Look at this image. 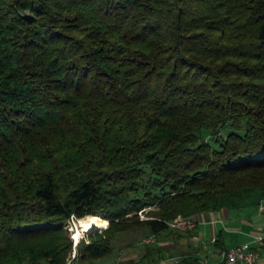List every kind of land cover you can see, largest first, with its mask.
Here are the masks:
<instances>
[{
    "label": "trees",
    "instance_id": "16d2710c",
    "mask_svg": "<svg viewBox=\"0 0 264 264\" xmlns=\"http://www.w3.org/2000/svg\"><path fill=\"white\" fill-rule=\"evenodd\" d=\"M263 202L264 0H0V264Z\"/></svg>",
    "mask_w": 264,
    "mask_h": 264
},
{
    "label": "crops",
    "instance_id": "0c3cea01",
    "mask_svg": "<svg viewBox=\"0 0 264 264\" xmlns=\"http://www.w3.org/2000/svg\"><path fill=\"white\" fill-rule=\"evenodd\" d=\"M264 202L259 206L241 209L223 208L194 215L198 221L195 228L163 231L160 236L153 235V250L147 253L140 241L138 246L131 244L115 255L100 258L93 264H177L170 256H179L186 264H225L222 251L244 241L252 240L256 235L264 236ZM159 239V240H158ZM158 240V241H157ZM161 247L162 251H158ZM164 247V249H163ZM260 263L264 264V241L258 247ZM154 255L156 259L152 260ZM158 257V258H157ZM192 260V261H190Z\"/></svg>",
    "mask_w": 264,
    "mask_h": 264
},
{
    "label": "built area",
    "instance_id": "2783aa9c",
    "mask_svg": "<svg viewBox=\"0 0 264 264\" xmlns=\"http://www.w3.org/2000/svg\"><path fill=\"white\" fill-rule=\"evenodd\" d=\"M146 211V208L138 211L142 219L145 218L143 212ZM75 219H78L77 216L72 215L69 220H72L70 224L65 226L71 233L73 239V248L70 251L66 264H80L78 261V243L82 238H85V235L82 234L79 240L75 238L74 225L76 223ZM198 221L194 216H184L178 215L175 219L168 221V224L172 228L178 229H193L196 227ZM102 228V227H100ZM85 234H88V231H85ZM88 241V239H85ZM155 241L153 235L148 236L144 239L145 243H152ZM264 241V236L262 234L256 235L252 240L244 241L242 243L233 245L222 251V260L225 264H261L259 258V245ZM177 264H186L182 261L179 256H170Z\"/></svg>",
    "mask_w": 264,
    "mask_h": 264
},
{
    "label": "rangeland",
    "instance_id": "374dc122",
    "mask_svg": "<svg viewBox=\"0 0 264 264\" xmlns=\"http://www.w3.org/2000/svg\"><path fill=\"white\" fill-rule=\"evenodd\" d=\"M205 136L208 138L210 136V134L207 133V134H205ZM150 208H152V207H146V211L148 209H150ZM146 211L143 212V215L145 216V218L148 217L147 214H146ZM139 216H140V218H142L140 214H139ZM80 218L81 217H79V219ZM262 219H263L262 221H264V213H263ZM75 221H78V219H75ZM70 222H72V220H67L65 224H70ZM104 225H105V220L103 221V224L100 227H103ZM98 229H101V228H98ZM172 229H175V228H172ZM172 229H169L167 231V232H169V233L166 234L167 236H168V234H170V232H171L170 230H172ZM176 229H178V228H176ZM83 234L85 235L84 239H89L88 234H85V232H83ZM70 235H71V233H70ZM166 235L160 236V240L161 239H165ZM146 237L147 236L145 235L144 228H139V229H135V230H132V231L122 232V233L119 234V236L114 241V252H117V250L120 252V251H122V248H124V247L128 248L131 244H135L136 246H138L139 244H141L139 242L143 241L142 238H146Z\"/></svg>",
    "mask_w": 264,
    "mask_h": 264
},
{
    "label": "bare ground",
    "instance_id": "6f19581e",
    "mask_svg": "<svg viewBox=\"0 0 264 264\" xmlns=\"http://www.w3.org/2000/svg\"><path fill=\"white\" fill-rule=\"evenodd\" d=\"M103 224V220L98 215H88L78 218L74 225L75 238L79 240L83 232L89 231L95 228H100Z\"/></svg>",
    "mask_w": 264,
    "mask_h": 264
},
{
    "label": "water",
    "instance_id": "95a60500",
    "mask_svg": "<svg viewBox=\"0 0 264 264\" xmlns=\"http://www.w3.org/2000/svg\"><path fill=\"white\" fill-rule=\"evenodd\" d=\"M96 229H98V228H95V229L89 230L88 232H91V231L96 230Z\"/></svg>",
    "mask_w": 264,
    "mask_h": 264
}]
</instances>
